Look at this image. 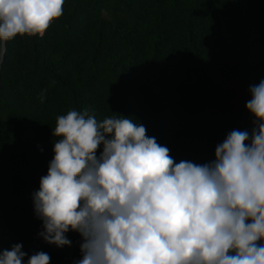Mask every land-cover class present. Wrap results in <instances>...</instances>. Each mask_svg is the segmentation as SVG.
Returning a JSON list of instances; mask_svg holds the SVG:
<instances>
[{"label":"trees","instance_id":"trees-1","mask_svg":"<svg viewBox=\"0 0 264 264\" xmlns=\"http://www.w3.org/2000/svg\"><path fill=\"white\" fill-rule=\"evenodd\" d=\"M63 8L42 38L7 42L0 62V250L20 243L50 264L82 258L79 233L65 234L71 246L48 244L34 214L57 116L132 118L177 163L203 164L233 129L251 130L249 88L264 80V0H65Z\"/></svg>","mask_w":264,"mask_h":264},{"label":"clouds","instance_id":"clouds-1","mask_svg":"<svg viewBox=\"0 0 264 264\" xmlns=\"http://www.w3.org/2000/svg\"><path fill=\"white\" fill-rule=\"evenodd\" d=\"M64 4L0 0V62L18 35L42 38ZM249 91L251 130L233 129L203 164L177 163L132 118L57 116L54 155L32 193L38 235L62 248L79 233L76 264H264V80ZM22 247L0 250V264H50Z\"/></svg>","mask_w":264,"mask_h":264}]
</instances>
